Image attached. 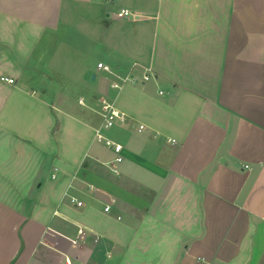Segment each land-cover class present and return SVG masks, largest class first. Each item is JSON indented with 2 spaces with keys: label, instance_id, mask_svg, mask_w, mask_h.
I'll return each instance as SVG.
<instances>
[{
  "label": "crops",
  "instance_id": "obj_1",
  "mask_svg": "<svg viewBox=\"0 0 264 264\" xmlns=\"http://www.w3.org/2000/svg\"><path fill=\"white\" fill-rule=\"evenodd\" d=\"M0 264H264V0H0Z\"/></svg>",
  "mask_w": 264,
  "mask_h": 264
},
{
  "label": "built area",
  "instance_id": "obj_2",
  "mask_svg": "<svg viewBox=\"0 0 264 264\" xmlns=\"http://www.w3.org/2000/svg\"><path fill=\"white\" fill-rule=\"evenodd\" d=\"M110 1V0H106ZM122 15L130 16V12L127 9H123L121 11ZM99 68H103L105 70H110L109 66L105 65L104 63L100 62L98 64ZM152 73L150 72H145L142 77H140L137 72H134L132 75L129 77H126L123 79L122 83H114L113 86L115 88H121L123 86L124 82H141V81H147L152 77ZM4 81H7L9 83H15L16 80L12 77H2L1 78ZM100 111L99 114L101 115L103 119V127L106 129L112 128L117 121H122L125 122L127 121L129 115L120 109H118L114 103H112L110 100H108L105 97L100 98ZM144 129V125H140L139 130ZM96 140L104 143L106 146L110 147L113 149L115 152V159H114V164L111 166V170L114 173H119V168L116 166L117 164H120L124 161V154H123V145L121 143H118L114 141L113 139L107 137L104 132L102 131L101 128L96 129ZM78 205H82V202H78ZM106 210L109 211L110 207H106ZM82 231L80 232V234Z\"/></svg>",
  "mask_w": 264,
  "mask_h": 264
}]
</instances>
